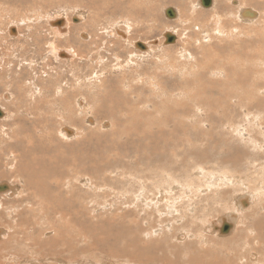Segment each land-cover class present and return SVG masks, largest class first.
<instances>
[{
	"label": "rangeland",
	"instance_id": "374dc122",
	"mask_svg": "<svg viewBox=\"0 0 264 264\" xmlns=\"http://www.w3.org/2000/svg\"><path fill=\"white\" fill-rule=\"evenodd\" d=\"M41 1L44 3V6H43V4H40V0H37L36 3H34V5L29 4V3H27L28 5L27 4H21L22 5L21 7H23V8L18 7V8L14 9V8L9 7V9L6 8V9H8L7 11L5 9V7H7V6L0 5V9L2 7H4V9H1L2 12L0 11V22L2 23V24L0 23V31H1L0 32V65L1 66L3 65L5 67V64H2V62H1L2 59H5V62H7V61L11 62V60L13 62V59H12L13 52H18V51L22 50V49L20 50V48H21L20 45L18 43H15L16 40H12V38L10 36L8 37V35H7L8 29L11 28V27H9V22L14 21L13 17H15L14 18L15 20L20 19V18H18L20 16V14H21V16L23 15L24 17L26 16L27 18H30V16H31L30 24L41 26L43 29V33L45 32L44 29L48 28L46 26L45 19H47L48 16H49L48 18H50L53 15H63V16L65 15V16H67V18L70 22V25L72 27L78 28V29L80 27V32L82 31L84 33H88L89 35L91 33H94L95 35H98V36H100L101 33L103 32L102 29H109V31L114 30V27L116 26L114 24H116V22L120 21V19L118 17L119 15L112 14L110 9H108V8L106 9V5H104L102 3L100 4V2L95 3L96 11L100 10L97 13V12H95V10L93 12L92 9H91L92 12H90L89 9L86 10L85 6L86 7L89 6V4L87 3L88 0L85 3H84V1H86V0H83V1L80 0L79 1L80 6H79L78 0H45V1L41 0ZM50 1H53V3ZM106 1L107 0H105V2ZM141 1L140 0H134L133 5H135V2H136V5H138L137 2H139V5H141L145 8H148V10H150L149 11L150 16H149V18H147V21L144 24L139 25V26H136V25L132 26L131 30L129 31L130 33H128V35H127L129 43L126 42L127 43L126 44L124 42L125 43L124 44L121 42L120 45L116 44V45H114V48H113L112 45H113L115 39H112L113 37L112 38L102 37L104 39V41L102 40V43L99 46L98 50L96 49V50L91 51L92 53L94 51H97L98 55L96 54V56L101 57V59H102L101 64L104 63L107 65L114 66V63H117V65L120 67V69H117V70L114 69L112 71V73L108 71L110 74L108 73V74L101 77L103 79V81L105 80L104 81L105 85H104V83L100 84L103 88H101V86L98 83H96L97 81L99 82V80H97L95 83H93L95 81V79L93 81V79H91L89 77L90 81L87 79L82 81L83 82L82 84H84L83 88H85V89L82 90L83 88H81V92L84 93L85 97H83V95H82L80 98H82L83 100H84V98L87 99L86 101H88V102L84 101V103H83V101L82 100L81 101L83 103V106L85 107V104H86V107H88V108H87V110L86 109L84 110L83 114H77L76 121L79 122L80 121L79 119L83 118L84 119L83 123L85 125L84 127H81L80 125H78V122L76 124H74V123H71V124L70 123H62V122H66V121L61 122L60 117H59L60 114L58 115L59 112L57 111L59 109V104H60V103L58 104L57 99L60 96L57 95L55 98V97H53V94L51 93L52 95L47 100L49 103L46 104L44 102V104H43L44 98L46 99V97H43V96H46L45 94H43V92L41 94L43 98L41 97V95H39V98L38 97L34 98V100L36 102L35 105H40L39 107H41V104H42V107L39 108L41 110H39V109L33 110L32 109L33 107L30 103L31 101H29V99L24 101L23 105H31L30 107L29 106L28 107L26 106V107L29 109L31 108V110H32L31 112L34 111L33 113H34V115L36 114L37 119L39 118L38 119L39 122L42 120L43 122L47 123L46 128L44 127L45 123L40 124L41 126L39 125L40 128L44 127L42 130H40V128H38V126L32 122H31V125L29 126L28 124H30V123L26 124L27 118L25 117L26 120L23 119L24 113H26L27 111H23V109H21L22 107L20 108L21 102L16 99L17 97L14 96L15 94H13V96L10 97L11 91H8L7 89H5L3 87V84H0V97L3 98L4 96H6V98L5 97L3 98L5 101L0 100V108H2V110H4V108H5L6 112L4 111V115L6 114V117L8 116L6 119H1L2 121L0 120V124L3 125L5 132L9 131L7 133L10 135H13V134H11L13 132H15V133L18 132V133H21V135H19L20 137H22V138L26 137L27 138V136L28 137L33 136V138L31 137L32 139H36L37 137L41 136L42 132H43V135L45 137L44 140L46 141V142L44 141L43 146L45 147V150L47 149L46 153H44L43 155H46V158L48 156H50L46 159L45 156L40 154L41 156L44 157V162L48 160L47 162L49 164L51 157L56 158V160L58 162L57 166H55L56 171L60 173V171H63L65 169V171H63V173L65 172V175L63 176L64 178L67 177V171L69 170V178L67 180H65L61 177L62 182H63V180L68 182L67 183L68 187H64L63 189L57 188L58 190L52 186V184L50 183L51 181H49V183H47L46 185L49 184L51 186V188H53L54 190L51 189L50 187L48 189H45L43 187L41 188L39 182L37 181L38 178L36 176L23 178L24 180H26L28 182V190L30 191V193L31 194L34 193V197L32 195L30 197V201H29L30 203L33 202V203H31V204H33V206H36V207H33V209L35 208L34 210L31 208L32 211L36 210L35 212L31 211L32 214H31L30 210H25L24 212L26 213V211H27V213H26V215H24L25 213L22 214L21 218L11 215L10 211H12V208L14 209V207H10L9 205H12V203H17L19 197L14 198L15 197L14 195H12L10 198L6 197L5 195L1 196V198H4V199L0 200V205H2L0 208V214H1L0 215V242H3V240L6 239V236L8 238H10V237H13V238H11V241L8 242V244H9L8 246H6L7 244L4 245L7 249L6 248L4 249V246H0V252H1L0 253V264H14V263L15 264H28V263L29 264H75V263L76 264H104V263L105 264H107V263L108 264H166L167 263L168 264L169 263L168 260H170L169 264H173V263L174 264H180V262H181V264H185V263L186 264H189V263L190 264H218V263L219 264H221V263L222 264H231V263H233V262H230V261L234 260L233 254L230 253L229 250H230V246L232 249L233 246L235 247L236 245L234 243L230 244L229 239L230 238L232 239L234 236L237 235V233H238L237 230L242 231V234L244 235V232H243L244 228L247 226V224L252 219V217L248 216V214L245 212H240V215L243 213L246 216V218L242 220V217L244 215H241V219H239L238 223L236 222V226H235L236 231H233V233L230 234L229 236L224 235V234H222L220 236L219 233L216 234V232H215V234H214V231H212V233H211V230H214V228L217 227L216 224L219 223V222L216 223V221H215L216 219L220 218L221 215H223V216H221V218L222 217L227 218L226 215L232 214V211L235 210L234 207L232 208V205L235 203L234 196H237V195L235 194V192L233 191L232 188L229 190V189L224 187L222 189V191L220 190V193H219L220 195H223V197L215 200L211 196L212 195L214 196V194H217L216 192L211 193L208 190L206 191L205 190L206 188H203L202 193L191 194L192 191L189 190V192H188V189L186 188L185 185L190 186V184H191L193 186L194 185L195 186L196 185L201 186L202 183L200 181L203 182V179H201V174H200L201 172L198 171V168H200V169L203 168V170L205 172L204 174H206V173L208 174V172H212V171L215 172L216 174L218 171H225V172H228L230 174H233V177H230V178H232V179L234 178L236 181L241 176L243 178L245 185L250 183V181L248 179L246 180V178H245V176L247 175L246 164H247V161L250 159V157L246 156L247 157L246 158L244 156L243 158L245 159V161L242 158L243 161L241 160L239 164H233L231 162H226L227 161L226 158L224 159L222 157L224 156V153H225V155L230 153V152H227V150L231 149L234 146L237 148H240V150H242V148H243L246 155L249 154V156H251L252 149H248L249 146L247 148L245 146L240 147L239 142L234 143V141L232 142L229 140H226L225 142L222 140L221 141L217 140V142H215L216 141L215 140V141H213L214 143L212 142V145H210L211 142H208V140H207V142H205L204 137L199 139L197 143H196V141H195V143L192 142L193 143L192 145H194V146H196L200 142V144H198L200 146L197 145L196 148L202 152L201 154L192 156L189 154V151H186V149L189 148V146H190L189 143H191V141H193L194 139H197V137H194V135H191V134H195V132L203 134L202 130H203V132L205 130H206L205 132H207L208 130L214 128L213 132L215 134L213 132H211V135H214L212 137H215L218 135H224L225 136V134H226V136H228L227 132L229 131V129L226 130V132H225V129H227V127H224V128L221 127L220 123L218 122V121H222L221 119H226V118L231 119L232 121L235 120V121H233L235 124H236V120L239 122L242 121L240 123L237 122L240 124L239 126H241L242 128L247 126L244 128V129H246V131H244V134L242 136H245L246 133L250 132L249 134H251L255 138V140L257 139V142L260 144L259 145L260 148H261V145H263L262 141H264V108H262V107H261V109L256 108L257 110L259 109V111H257L256 109H255L256 111L254 109L250 110L252 112L248 113V116H247L248 110L247 111L245 109L241 110L238 107H237L238 108L237 109L235 106L244 105V103H241L238 101V99L245 98L244 92L240 88H245L247 85H248L247 88H249L250 84L248 82H251V78L253 81L252 83L261 82L260 86L264 85V0H256V1L255 0H244V1L241 0L244 3H242L240 0L239 1L238 0H235V1L234 0H226V3L221 7V9L220 10L218 9L219 11H214V8L217 6V4L220 0H216V1L211 0L212 5H210L209 7H207V8L202 7L201 9L197 8V10H199V11L196 12L197 15H195L196 13L193 15L194 20L192 19L191 16H190L191 18L188 17L190 14L188 15V13L185 10L187 9L188 6L189 7L192 6V4L190 2L194 3L197 0H190V1H188L189 3H186L187 0L180 1L181 4L178 5V7H180L181 9H184L183 12H181V10H180V14L183 17L187 16L186 18H190V20L192 19L191 22L187 26H183L181 23L180 24L174 23V21L176 19L173 21H170L171 19L168 20L169 18L165 15L166 8L167 9L172 8L174 10L177 8L176 4L172 5L171 3H173V2H171L170 0H141ZM168 1H170V5H169ZM77 2H78V5H77ZM102 2L105 3L103 0H102ZM144 2H145V4H143ZM182 2L185 6L182 4ZM239 2H240V4H239ZM98 3L100 6L98 5ZM241 4H244V7H242L243 5H241ZM24 5H27V6H24ZM144 5H146L147 7ZM31 6H33V7L35 6V7L33 8ZM42 6L45 7V9ZM52 7H54V8H52ZM100 7H101V9H100ZM229 7L230 8L232 7V9H230ZM102 9L103 10L105 9L108 12H106L104 10L105 11L104 14L100 15V13H102L101 11H103ZM151 9L153 10V12L151 11ZM241 9H243V10H245V9L250 10L251 9L250 11H252L254 13L257 12L256 13L257 16L254 19H250L248 21L240 20L241 21L240 22L237 18V16H238L237 13L240 14ZM12 10L15 12L13 14L9 13ZM41 10H43L42 11L43 13H41ZM47 12H50L51 16ZM216 12L218 13V16L221 19V21L218 24L215 23L216 17L214 16V13H216ZM6 13L10 14V16L6 15ZM44 13L47 15H45ZM4 14H5V16H4ZM14 14H16V15H14ZM32 15L34 16V18ZM76 15H78L79 17L82 18V22L80 24H76L72 21V19L74 17H78ZM181 15H180V18L182 19L183 17ZM44 16H46V17H44ZM89 19L91 21L85 25V30H81L82 24L87 23ZM34 20H36L35 21L36 23L34 22ZM5 22H7L8 24ZM169 22L171 24L174 23L173 26H171L170 24H169L170 26L167 25V23H169ZM203 25H205V26H203ZM218 25H220V26H218ZM111 26H113V29ZM217 26H218V28H216ZM6 27H7V29H6ZM168 27H173V28H175V30H177V31H173L174 33L171 32L175 36L180 37L178 40H176L177 42L170 44V45H165V42H164L163 48L157 49V50H156V47H153V49H152L153 51L151 52L150 55L155 54V56L157 55L156 57L148 55V56H145L143 59L132 60V62H131V58H130L129 53L134 52L133 46H130L131 44H134L135 42H140V41H141V43L142 42L146 43V40H147V43L158 41L160 44H163V41H165V38L163 37V35H164V33L168 32V30H167ZM2 28H4L5 30ZM121 28H124V29L122 30ZM118 29L121 31H125V26L120 24ZM215 29H217V30H215ZM18 30H19V28H18ZM219 30L220 31L222 30L221 33ZM226 31H227V33L230 31L229 36L226 33ZM231 31H233V33H235V34H233ZM70 32L71 31H69V34L72 35ZM195 32H196V34H195ZM246 33H248V34H246ZM44 34H42L44 36V38L50 40V37H48V36L45 37L47 34H45V35ZM21 36H22V33L20 30L18 38L21 39L22 38ZM183 36H184V38H183ZM4 37H6V38H4ZM67 37L71 38L69 35ZM74 37H75V35H74ZM231 37H233V38H231ZM159 38H161V39L159 40ZM97 39H94V40L97 41ZM185 39H186L187 43L184 42ZM88 40L91 41V36H90V39H88ZM88 40H87V42H90ZM222 40L225 43H223ZM183 43H184V45H183ZM222 43H223V46L221 47ZM62 44H63V42H62ZM224 46L228 47V50ZM61 47L67 49V47H63V46H61ZM127 47H128V49H126ZM112 48H113V50H112L113 53H110L108 50H110ZM29 49H31V48H29ZM225 49L227 52L225 51ZM33 50L37 51V49H34V48H33ZM156 51L159 54H157ZM183 51H186L187 54L189 53L188 54L189 56L181 58V54L183 53ZM99 53H100V55H99ZM94 55L95 54H93L92 56L94 57ZM213 55H215V56H213ZM228 55L232 59H230L228 57ZM83 56H87V54L83 53ZM200 56H201V58H200ZM238 56H240V57H238ZM116 57H117L118 61H114L116 59ZM195 57H196V59H195ZM224 57H227V58H224ZM233 57H235L236 59ZM22 58H23V56H22ZM25 58H26V60L28 59L27 55L25 56ZM25 58H23V59H25ZM203 59H205V60H203ZM221 59H224V62ZM227 59H230V62ZM238 59H239V61H238ZM18 60H15V62H17V64H18V62H20V59H18ZM120 60L122 61V63ZM240 60L243 62H241ZM77 61H76V63L80 62L81 64L80 63L76 64L75 62H72V63H73V66L77 65L78 66L77 68H81L80 73H81L82 77L87 78L88 75L90 74V72L97 74L96 69L93 70V69L87 68V67H91V66H93L92 68H95V66H94L95 62H93L94 64L90 63V64H93L90 66L89 61H78V62ZM133 61H135V62L133 63ZM220 61H221V63L223 62L222 65H221ZM233 61L236 62V64ZM127 62H128V64H127ZM195 62H196V64H195ZM226 62L228 64V67L230 70H228ZM240 62L243 65L240 64L241 66H239L238 64ZM39 63H40V60H39V62L37 61L38 65H39ZM97 63H98V61H97ZM231 63H232V65H229ZM194 64L195 65L198 64L199 67H198V65H197V67L199 69ZM99 65H100V63L98 64V67L102 66V65H100V66ZM192 65L195 67V68L193 67L195 69V71L198 69L196 72L195 71L193 72V69L189 68V66L192 67ZM224 65L227 68H225ZM233 65H235V66H233ZM62 66H63V68H62ZM62 66H61L60 73H64L62 71H66V73H64L65 75L64 74L62 75L65 77H62L61 79H62V81H66L69 77L70 78L72 77V74H71L72 70L68 74L67 71L70 70L71 67L68 64L62 65ZM80 66H83V67H80ZM222 66L224 68H221ZM52 68L58 69L59 67L57 64L54 65V63H53ZM82 68H83V70H82ZM235 68H237V69H235ZM238 68L239 69L242 68V69L239 70ZM189 69L191 70V72L188 71ZM221 69H223V70L221 71ZM233 69H235L237 71L235 72V70H233ZM105 71H107V70L105 69ZM224 71L226 72V75H229V76L224 75L225 74ZM227 71L229 74L227 73ZM259 71H260V74H259ZM209 72L210 73L212 72L213 76ZM0 73H2V72L0 71ZM54 73L55 72H53V75H54ZM102 73L104 74V72H102ZM189 73H192V76H190ZM231 73H238V74H235L236 76L234 74H232L233 76H230ZM137 75H139V76H137ZM142 75H143L145 80L142 79L143 78ZM193 75L196 76L197 78L194 79ZM209 75H211V76H209ZM1 76L3 77V80L7 82V80H5L4 75H1ZM112 76H114L115 78L114 77L112 78ZM216 76H217V78H215ZM234 76L237 79L233 78ZM252 76L256 77V78L259 77V79H261V80L257 79V81H256V78H253ZM38 77L40 79L43 77L42 78L43 80L47 79V77H44V75H42V76L38 75L36 78H38ZM104 77H107V78H104ZM189 77H191L193 79L191 80ZM198 77H200V78H198ZM222 77H224V78H222ZM187 78H189L190 80ZM209 78H211V79H209ZM196 79H198V80H196ZM232 79H234V81ZM246 79L248 80V82ZM58 80L59 79H57V81ZM125 80H127L129 84ZM129 80H130V82H129ZM187 80L189 82H187ZM193 80H195V81H193ZM199 80H201V81H199ZM218 80H220V81L223 80V81L220 82ZM254 80H255V82H254ZM142 81H144L145 83L144 82L141 83ZM146 81H148L149 84ZM196 81H198L199 83L201 82L200 85ZM242 81L244 83H242ZM87 82H91L90 83L91 85L88 86ZM194 82H196L199 86H197L196 83H194ZM211 82H214V84H212ZM223 82H225V84ZM229 82H231V84ZM245 82L248 84L246 85ZM64 83L65 82H63V84L61 85L62 87L64 86ZM190 83L192 85H190ZM241 83L244 85H242ZM113 84H115L117 88H119V87L122 88L123 85L126 84V86H125L126 88L123 89V91H122V92H126V93H124V94H126L125 95L126 97H123L122 94L119 93V94H117V96L111 97L113 100L110 99L109 98L110 97L109 95L111 92L110 87ZM217 85H219L220 87L222 86V88H220ZM223 85H225L224 86L225 89H224ZM45 86H48V84L45 83ZM68 86L70 87V85H68ZM232 86H234V87H232ZM89 87H91V89ZM195 87L198 89L197 90L198 92L195 91V89H196ZM38 88H39V86H38ZM64 88L66 89V86H64ZM230 88H231V90H229ZM235 88H236V90H235ZM199 89L201 92L199 91ZM208 89L211 92H209ZM232 89L236 93L240 90L239 91L240 93L239 92L238 93L241 94L242 96L234 99L235 96H234ZM194 91L196 92V95H195ZM230 91H231V94H230ZM3 92H4V94H3ZM221 92L224 93L223 97H221V95H222ZM226 92L228 94H225ZM236 93H235V95H238V93L237 94ZM93 95H96V96H93ZM105 95H107V96H105ZM206 95H207V97H206ZM77 96L78 95H76V97ZM86 96L89 97V99ZM202 96H204V97H202ZM224 96L227 98H230V99L232 98L231 109L225 110L223 112L222 111H214V107H215V105H214L215 102H213L214 99L219 100L221 98V100L224 101V99H223ZM232 96H234V97H232ZM13 97H15V99H13ZM69 97H67V99L71 100V99H69ZM131 97H132V100H131ZM256 97L262 99L263 103L260 101V105L264 107V105H262V104H264V98H263L264 97V89L260 91V94H258L256 92ZM53 98L56 100L55 101L56 103L54 102ZM202 98L210 99L213 107L212 106L209 107L207 105L208 108L207 107H206V109L202 108V106L205 104L204 99L202 100ZM8 99L11 101H8ZM122 99H123V101H120ZM51 100L56 105L52 104ZM74 102L75 101H73L72 103H74ZM201 103H202V106H201ZM233 103L236 104V105L234 104V107H233ZM48 104H50V105H48ZM44 105L48 106V107H45ZM3 106H4V108H3ZM198 106L200 107V109L198 108ZM52 108H53V110H52ZM210 108H212V109H210ZM153 109H155V110H153ZM201 109H204V110L201 111ZM24 110H25V108H24ZM81 110H82V108H81ZM196 110H198V111H196ZM206 110H209L211 115ZM260 110H261V112H260ZM21 111H22V113H21ZM53 111H55V112H53ZM205 111L208 112L207 115H205L207 118L204 115H202L203 113L206 114ZM199 112H200V115H199ZM245 112H246V114H245ZM9 115H10V117H9ZM54 115H55V117H54ZM197 115H199L201 118ZM243 115H245V116H243ZM11 116H12V118H11ZM57 116L59 117V119H57L58 118ZM11 119H12V121H11ZM47 119H49V121ZM86 119L87 120L90 119V120L87 122ZM250 120H252V121H250ZM3 121H5V122H3ZM85 121H86V123H85ZM243 121H244V123H243ZM17 122H18V124L21 122L23 125L21 123L18 125ZM252 122L256 125H254ZM40 123H42V122H40ZM195 123L197 124V126L195 125ZM246 123H248V124H246ZM34 125H36V126H34ZM16 126L20 127L21 130L18 128V130H20V132L16 131V128H17ZM67 127L71 131H73V130L74 131H73L71 136L69 135L70 139L65 140V139H62L61 137H59L57 135V131H60L62 128H67ZM193 127H194V131H193ZM209 127H210V129H209ZM27 128L30 132L27 130ZM32 128H33V130H32ZM34 128H36V129H34ZM242 128H241V130H242ZM10 129L13 132H10ZM45 129H46V131L44 132L43 130H45ZM216 129H218L219 131H222V130L223 131L221 133L219 131H217V133H218V135H217V133L215 132ZM47 131H48V133H46ZM31 132L32 133L34 132V134H31ZM157 133H159V134H157ZM22 134H24V135L26 134L25 137ZM34 135H36V136H34ZM246 138H247V136H245V139ZM54 144H55V146H54ZM56 144H58V146ZM75 145L76 146L82 145L79 148V149H81L80 150L81 157L77 159V161H78L77 163L79 166L78 165L71 166V162L69 161V158L72 157L70 149L74 151ZM225 146H227V147H225ZM20 148L21 149L20 150L17 149L18 151L15 153L20 154L21 150H23V148H25V147H24V145H22ZM263 149H264V147H263ZM263 149H262V151H264ZM248 150H250V151H248ZM51 151H53V152H51ZM260 151H261V149L260 150L259 149L254 150V153L252 151V154L260 156L259 155ZM209 154H211V155H209ZM40 155H38V156H40ZM62 155L63 156L65 155V158L63 157V159L66 162V164H63V165L59 162L62 159V157H61ZM207 155H209V156L207 157ZM173 156L174 157L176 156V157L174 158ZM203 156H204V158H203ZM5 157H7V156H1L0 155V159H2V160H0V174H1L0 185L9 184V185H11L12 188L13 187L15 188V192L18 191L17 194L21 193L22 195H24L25 192H23V180H21L20 178H16V180H15V178H13V177H15V175L13 174L14 172H12L10 170L11 169L10 166H15V165H14V163H13V165L9 164V162L11 161L10 160L11 158H9V157L5 158ZM189 157L191 159H194V160H191ZM209 157H210V159H208ZM8 159H9V161H7L5 163V161ZM202 159H204V160H202ZM213 160H215V163ZM28 163H30V162H28ZM65 165H66V167H65ZM255 166H256V168H255ZM9 167H10V169H9ZM161 167H163V168H161ZM195 167H197V168H195ZM260 168H261L260 166H257V164H255L254 167L248 171V172L252 171V173H253L252 179L256 180L258 177L261 176V174H259V173L261 172L262 168L261 169ZM49 169H50V164H49ZM10 171L12 173H10ZM257 171H259V172H257ZM74 173H76V176H78L77 182L75 181L76 177L75 178L73 177ZM254 173L256 175H254ZM257 173H258V175H257ZM60 174L62 175V173H60ZM55 175H56V173H55ZM4 177H6V178H4ZM199 177H200V179H198ZM248 178L250 179L251 177H248ZM6 179L8 181H6ZM234 179H233V181H234ZM252 179H251V183H250L251 185L250 184L246 185L247 190H248L247 187H249V190L254 189V183L252 182ZM57 180H59V177L56 178V181ZM11 181H12V183H11ZM15 181H18L19 183L15 182ZM85 181H87V182H85ZM88 181L90 184H87ZM247 181H248V183H247ZM8 182H10V183H8ZM13 182H14V184H13ZM17 183H18V185H17ZM73 185H74V187H73ZM158 186L163 187L164 190H162V192L166 191L161 196V197H165L164 200L160 199L161 197L158 198L160 196V194H157ZM251 186H253V188ZM34 188H35V190H34ZM186 191H187V193H186ZM37 192H39V193H37ZM3 193L0 192V194H2V195H3ZM165 193H167V194H165ZM49 194H50V196H49ZM43 195L47 198H45ZM61 195H63V196H61ZM42 196H43V198H42ZM205 196H208L207 198H209L210 200L206 202L204 200V199H206V198H204ZM54 197L56 199L58 198L59 200H56ZM232 198H233V200H232ZM47 199H49V200H47ZM157 199H159L160 201ZM54 200L57 201V203ZM81 201H82V204H81ZM37 202L38 203L44 202V203H42L43 204L42 205V204H38ZM205 202L207 204H209V208L212 207V210H211L212 212L208 211V214H206L203 211V207H204V205H206ZM213 202H216V204L214 203L215 205H213ZM34 203L35 204L37 203L38 206H37V204L35 205ZM45 204H47V205H45ZM49 204H50V206H49ZM159 205L162 207H164V205H165L166 207L162 208L161 210H159L157 212V206H159ZM172 205H175V206L173 208H170ZM42 206H43V209H45V212L42 209ZM75 206H78V207H75ZM52 207L55 208V210H51V209H53ZM9 208H11V209L9 210ZM72 208H73V210H72ZM38 209H40L39 211H41V212L43 210L44 214L45 213L46 214L45 215L42 214L43 212L40 214ZM59 209H61V210H59ZM194 209H196V211H194ZM251 209H252V207L248 208L246 210V212L249 210L248 211V213H249ZM201 212H203L204 214ZM53 213H55V214H53ZM58 213H60L61 215ZM235 215H236V213H235ZM25 216H26V218L23 219ZM27 216H28V218H27ZM40 216H41V218H40ZM13 217H15V218H13ZM35 217H38V218H35ZM191 217H193V220ZM197 218H198V220H197ZM13 219H15V220H13ZM28 219H31V220H28ZM25 220L28 221V222L26 221L27 224H26V222L24 224ZM70 220L73 222H71ZM87 221L89 222V224L87 223ZM18 222H20L19 225H21V226L17 225ZM36 222H39L41 224H37L38 225L37 226ZM212 222H214L216 226ZM239 222L241 225L239 224ZM211 224L213 227L211 226ZM13 225H17V227L13 226ZM80 225H82V226H80ZM87 226H88V228H86ZM20 227H21V229H20ZM211 227H212V229H211ZM89 228H91L90 229L91 232H90ZM13 229H14V232L16 231L15 232L16 234L13 232ZM24 230H26V231H24ZM74 230L76 232H78V233H76L77 236L80 234H81V236H78L77 238H75L74 236H71V234H72L71 232H73ZM87 230H89V231H87ZM22 231H24L26 234L23 235L24 232L22 233ZM245 232L247 233L248 236H249V234L251 235L250 232H249V234L247 231H245ZM47 233H48V235H47ZM64 233H66V234H64ZM3 234H4V236H3ZM7 234H10V235L8 236ZM11 234H12V236H11ZM31 234L33 235L32 238H31ZM182 234H183V236H182ZM184 234H186V236ZM188 234H191L192 236L191 235L189 236ZM17 235H19L20 237ZM63 235H64L65 239L67 240V242H66V240H63L64 239ZM178 235L180 237H183L184 239L177 237ZM217 235H218V237H217ZM16 236H17V239H16ZM85 236H86V238H84ZM59 237H61V238H59ZM80 237H81V239H80L79 243H76V242H78ZM169 237L171 239H169ZM189 237H191V240L188 239ZM20 238H22V240H20ZM28 238L31 240H29ZM82 238H84V239L82 240ZM14 239H16L17 241ZM33 239H34V241H32ZM36 239H37V243L35 242ZM57 240H59V241L57 242ZM62 240H63V242H61ZM165 240H167V241H165ZM169 240H171V241H169ZM242 240H244V238H242ZM71 241H75V242L71 243ZM28 243H30L31 245ZM66 243L68 246L66 245ZM169 243L171 246L169 245ZM33 244H35V246ZM36 244H38V245L36 246ZM70 244H72L73 246L71 247ZM165 244H166V248H165ZM11 245H12V247H11ZM168 245H169V248H168ZM79 246H81L80 247L81 251L79 249ZM218 246H220L222 249ZM223 246H225V247H223ZM75 248H77L76 249L77 253H76ZM60 249H61V251H63L62 252L63 255L62 254H61L62 256L60 255L62 258L59 257V254H58L59 252L61 253ZM69 249H71V250H69ZM72 249H73V251H72ZM181 249H183V250L180 251ZM38 250H43V251L38 252ZM44 250L46 251V253H44ZM89 250H90V252H89ZM161 250L165 251V253L162 252ZM217 250H219V251H217ZM2 251H4V252L2 253ZM14 251H17V252L14 253ZM67 251H68V253H67ZM87 251L89 254L87 253ZM54 253H56V254H54ZM8 254H9V256H8ZM17 254H18V256H17ZM48 254H49V256H48ZM223 255H224V257H223ZM228 255H229V257H227ZM13 256H14V258H13ZM36 256L38 259L36 258ZM167 256H169V259H167L168 258ZM250 256H251L250 258H252L254 256V254L251 253ZM28 257H31V258L28 259ZM9 258L11 259V261ZM50 259H53V260H50ZM223 259H224V261H223ZM219 260L221 263L219 262ZM5 261H8L9 263H5ZM61 261H62V263H61ZM10 262H12V263H10ZM243 263L249 264L246 262V260ZM233 264H242V263H235L234 262Z\"/></svg>",
	"mask_w": 264,
	"mask_h": 264
},
{
	"label": "bare ground",
	"instance_id": "6f19581e",
	"mask_svg": "<svg viewBox=\"0 0 264 264\" xmlns=\"http://www.w3.org/2000/svg\"><path fill=\"white\" fill-rule=\"evenodd\" d=\"M36 1L37 0H0V5H4V6H7V7H5V9L6 8H8L9 9V7L10 8H18V7H20V8H23V7H21L22 5L21 4H27V3H29V4H33L34 5V3H36ZM43 1H45V0H43ZM80 0H78V2H79ZM83 1V0H82ZM81 1V2H82ZM104 2H105V0H103ZM133 1L134 0H107L105 3H103L102 2V0H88V2H87V0L86 1H84V3L85 2H87L88 4H89V6L88 7H86L85 5V8H86V10L87 9H89L90 10V12H94V10H95V12H97L98 13V11H100V10H97L96 11V5H95V3H97V2H100V4L102 3V4H104V5H106V9L108 8V9H110V11H111V13L112 14H114V15H119L118 17H119V19H120V21L119 22H116V24H114V25H116L115 27H114V30H112V31H109V29H102L103 30V32L101 33V35L100 36H98V35H95L94 33H91L90 35L88 34V33H84V32H80V27H79V29L78 28H74V27H72L71 25H70V22H69V20H68V18H67V16H63V15H53L52 17H50V18H48L47 17V19H45V22H46V26L48 27L47 29H44L45 30V34H47L45 37H50V40H48V39H46V38H44V36L42 35V34H44L43 33V29H42V27L41 26H37V25H32V24H30V21H31V16H30V18H27L26 16L24 17L23 15V17L21 16V14H20V16L18 17V18H20V19H17V20H15L14 18L15 17H13V20L14 21H11V22H9V27H11L10 29H8V33H7V35H8V37L10 36L11 38H12V40H16V42L15 43H18L19 45H20V50L21 51H18V52H13V56H12V59H13V62H12V60H11V62L10 61H7V62H5V59H2L1 60V62H2V64H5V67L2 65H0V71L2 72V73H0V84H3V87L5 88V89H7L8 91H11V93H10V97L11 96H13V94H15L14 96L15 97H17L16 99L17 100H19L20 102H21V105H20V108L21 109H23V111H27L26 113H24V116H23V119H25L26 120V118H27V123L26 124H28V123H30V124H28L29 126L31 125V122L32 123H35L37 126H38V128H40V124H43V123H45V122H43L42 120L40 121V122H42V123H40L39 122V118L37 119V116H36V114L34 115V111L33 112H31L32 110H31V108L29 109V108H27L28 106L30 107L31 105H32V109L33 110H36V109H39V108H41L42 107V104H41V107H39L40 105H35V100H34V98L35 97H38L39 98V95H41L42 94V92H43V94H45L46 96H43V97H46V99L44 98V100H43V104H44V102L47 104V103H49L47 100L50 98V96L53 94V97H55L56 98V96L58 95V96H60V97H58V99H57V102H58V104H59V109L57 110L59 113H58V115H59V117H60V120H61V122L62 121H66V122H62V123H74V124H76L78 121H76V118H77V114H83V112H84V110L86 109L87 110V108L88 107H86V104H85V107L83 106V103H84V101H86L87 99L86 98H84V100L82 99V98H80L82 95H83V97H85L84 96V93L83 92H81V88H83V85L84 84H82L83 82V80H89L90 81V78L91 79H93V81H94V79H95V81L93 82V83H95L97 80H99V82L97 81L96 83H98L99 85L100 84H103L104 83V81H103V79L101 78L102 76H104V75H106V74H108L109 72H111L112 73V71L114 70V69H120V67L117 65V63H114V66H111V65H107V64H101V57H97L96 56V54H97V51H94L93 53L91 52L92 50H98V48H99V46L101 45V43H102V40L104 41V39L102 38V37H105V38H112V39H115V41H114V43H113V45H112V47L114 48V45H120L121 44V42L122 43H129L128 42V38H127V35H128V33H130L129 31L131 30V28H132V26H139V25H142V24H144L146 21H147V18H149V16H150V14H149V11L150 10H148V8H145V7H143V6H141V5H139V2H137L138 3V5H136V2H135V5H133ZM141 1V0H140ZM171 2H173V3H171L172 5H174V4H176V7L178 8H176L175 10L174 9H170V11L173 13V17L171 18V20L170 19H168V20H170V21H173V20H175L174 21V23H178V24H182L183 26H187L190 22H191V20L193 19L194 20V18H193V15L196 13V12H198L199 10H197V8L199 9H201L203 6L201 5V0H197L196 2H190L191 4H192V6L191 7H189L186 3H189L188 1H190V0H187L186 1V5L188 6L187 7V9L185 10L187 13H188V17H192V19L190 20V18H186L187 16H185V17H183L181 14H180V10H181V12H183L184 11V9H181L180 7H178V5H180L181 3H180V1H183V0H170ZM170 1H168V3H169V5H170ZM216 1V0H215ZM235 1V0H234ZM233 1V2H234ZM239 1V0H238ZM241 1V0H240ZM244 1V0H243ZM243 1H241L242 3H244ZM256 1V0H255ZM42 1L40 0V4H43V6H44V3L42 2ZM50 2H52L53 3V1H50ZM55 2V1H54ZM64 2V1H63ZM78 2H77V5H78ZM142 2V1H141ZM155 2V1H154ZM162 2V1H161ZM210 2H211V0H210ZM226 3V0H220L219 2H218V4H217V6L214 8V11H219L220 9H221V7L224 5ZM51 4V3H50ZM143 4H145V2L143 3ZM150 4V3H149ZM162 4V3H161ZM182 4H183V2H182ZM235 4V3H234ZM239 4H240V2H239ZM238 4V5H239ZM28 5V4H27ZM27 5H24V6H27ZM98 5H99V3H98ZM184 5V4H183ZM190 5V4H189ZM210 5H212V3H210ZM241 5H243L242 7H244V4H241ZM251 5V4H250ZM30 6V5H29ZM28 6V7H29ZM42 6V7H43ZM46 6V5H45ZM54 6V5H53ZM79 6H80V2H79ZM100 6V5H99ZM144 6H146V5H144ZM152 6V5H151ZM182 6V5H181ZM185 6V5H184ZM194 6V7H193ZM240 6V5H239ZM31 7H33V6H31ZM30 7V8H31ZM35 7V6H34ZM33 7V8H34ZM77 7V6H76ZM98 7V6H97ZM103 7V6H102ZM147 7V6H146ZM220 7V8H219ZM44 9H45V7H43ZM49 8V7H48ZM52 8H54V7H52ZM105 8V7H104ZM144 8V9H143ZM153 8V7H152ZM230 8V7H229ZM236 8V7H235ZM234 8V9H235ZM239 8V7H238ZM237 8V9H238ZM250 8V7H249ZM1 9H4V7H2ZM0 9V11L2 12V10ZM8 9H6V11L8 10ZM28 9V8H27ZM41 9V8H40ZM84 9V8H83ZM91 9H92V11H91ZM100 9H101V7H100ZM219 9V10H218ZM230 9H232V7L230 8ZM32 10V9H31ZM36 10V9H35ZM39 10V9H38ZM58 10V9H57ZM103 10V9H102ZM105 10V9H104ZM101 11L102 13H100V15H102V14H104V12L106 11V12H108L107 10H105V11ZM166 10H167V8H166ZM236 10V9H235ZM251 10V9H250ZM250 10H243V9H241L240 10V14L239 13H237V18H238V20L240 21V20H242V21H248V20H250V19H254L256 16H257V12H252V11H250ZM43 10H41V13H43L42 12ZM70 11V10H69ZM151 11L153 12V10L151 9ZM233 11V10H232ZM4 12V11H3ZM15 11H11V12H9V13H14ZM18 12V11H17ZM29 12V11H28ZM71 12V11H70ZM74 12V11H73ZM87 12V11H86ZM179 12V13H178ZM222 12V11H221ZM236 12V11H235ZM49 15H50V12H47ZM45 14V13H44ZM89 14V13H88ZM6 15H9L10 16V14H7L6 13ZM14 15H16V14H14ZM45 15H47V14H45ZM73 15V14H72ZM180 15L183 17L182 19L180 18ZM195 15H197V13L195 14ZM4 16H5V14H4ZM33 16V15H32ZM51 16V15H50ZM74 16V15H73ZM76 16H78V15H76ZM214 16L216 17V19H215V23H219L220 21H221V19H220V17L218 16V13L216 12V13H214ZM44 17H46V16H44ZM11 18V17H10ZM33 18H34V16H33ZM106 18V17H105ZM110 18V17H109ZM6 19V18H5ZM4 19V20H5ZM42 19V18H41ZM74 20H75V22L74 23H76V24H80L81 22H82V18L81 17H74L73 18ZM73 19H72V21H73ZM181 19V20H180ZM118 20V19H117ZM36 20H34V22H35ZM44 21V20H43ZM91 20L89 19L88 20V22L87 23H84V24H82V27H81V30H85V25L86 24H88L89 22H90ZM212 22V21H211ZM241 22V21H240ZM253 22V21H252ZM1 23V22H0ZM5 23H7V22H5ZM4 23V24H5ZM36 23V22H35ZM173 23V24H174ZM2 24V23H1ZM8 24V23H7ZM43 24V23H42ZM120 24H122V25H124L125 26V31H121V30H119L118 28H119V25ZM171 25V26H173V24H171L170 22L169 23H167V25ZM205 24V23H204ZM113 25V24H112ZM113 25V26H114ZM169 25V26H170ZM202 25V24H201ZM216 25V24H215ZM113 26H111L112 27V29H113ZM144 26V25H143ZM203 26H205V25H203ZM218 26H220V25H218ZM218 26L216 27V28H218ZM234 26V25H233ZM110 27V28H111ZM121 27V26H120ZM201 27V26H200ZM18 28H19V30H18ZM106 28V27H105ZM207 28V27H206ZM222 28V27H221ZM2 29H4V28H2ZM6 29H7V27H6ZM42 29V30H41ZM122 30L124 29V28H121ZM224 29V28H223ZM222 29V30H223ZM227 29V28H226ZM233 29V28H232ZM236 29V28H235ZM5 30V29H4ZM3 30V31H4ZM21 30V33H22V38L21 39H19L18 37H19V31ZM167 30H168V32L167 33H164V35L165 34H168V35H171L172 37H174L175 38V40H174V43L175 42H177L176 40H178L180 37H177V36H175L173 33V31H177V30H175V28H173V27H168L167 28ZM200 30V29H199ZM214 30V29H213ZM215 30H217V29H215ZM221 30V31H222ZM225 30V29H224ZM69 31H71L70 33L72 34V35H70L69 34ZM109 31V32H108ZM201 31V30H200ZM220 31V30H219ZM221 31H220V33H221ZM1 32V31H0ZM166 32V31H165ZM171 32H173V33H171ZM208 32V31H207ZM206 32V33H207ZM215 32V31H214ZM230 32V31H229ZM229 32L227 33V31H226V33L228 34V36H229ZM232 33H233V31H231ZM138 33V32H137ZM225 33V32H224ZM241 33V32H240ZM4 34V33H3ZM44 34V35H45ZM100 34V33H99ZM195 34H196V32H195ZM223 34V33H222ZM233 34H235V33H233ZM246 34H248V33H246ZM6 35V36H7ZM70 36L71 38H68L67 36ZM74 35H75V37H74ZM164 35H163V37H164ZM2 36V35H1ZM90 36H91V41L90 40H88V39H90ZM234 36V35H233ZM200 37V36H199ZM4 38H6V37H4ZM98 38V39H97ZM127 38V39H126ZM183 38H184V36H183ZM217 38V37H216ZM231 38H233V37H231ZM257 38V37H256ZM259 38V37H258ZM2 39V38H1ZM94 39H97V41H95ZM111 39V40H112ZM161 38H159V40H160ZM218 39V38H217ZM87 40L88 41H90V42H87ZM61 41V42H60ZM138 41V40H137ZM151 41V40H150ZM162 41V40H161ZM160 41V42H161ZM223 41V40H222ZM221 41V42H222ZM62 42H63V44H62ZM149 42V41H148ZM158 41H154V42H149V43H147V40H146V43L145 42H142L141 43V41L140 42H135L134 44H131L130 46H133V50H134V52H130L129 53V55H130V58H131V62H132V60H139V59H143L145 56H148V55H150L151 54V52L153 51L152 49H153V47H156V50L157 49H161V48H163V46H164V42L165 41H163V44H160L159 42L157 43ZM185 43H187V41H186V39H185V41H184ZM228 42V41H227ZM10 43V42H9ZM124 43V44H125ZM126 43V44H127ZM223 43H225L224 41H223ZM223 43H222V45H221V47L223 46ZM17 44V45H18ZM61 44V45H60ZM204 44V43H203ZM232 44V43H231ZM262 44V43H261ZM183 45H184V43H183ZM187 45V44H186ZM200 45V44H199ZM198 45V46H199ZM260 45V44H259ZM61 46H63V47H67V49L66 48H62ZM128 46V45H127ZM204 46V45H203ZM225 47V46H224ZM234 47V46H233ZM7 48V47H6ZM29 48H31V49H28ZM33 48L34 49H37V51L36 50H33ZM113 48L112 49H110V50H108L110 53H113ZM196 48V47H195ZM225 48H227V50H228V47H225ZM235 48V47H234ZM11 49V48H10ZM126 49H128V47L126 48ZM139 49V50H138ZM8 50V49H7ZM28 50V51H27ZM132 50V51H133ZM243 50V49H242ZM112 51V52H111ZM197 51V50H196ZM225 51H226V49H225ZM236 51V50H235ZM256 51V50H255ZM7 52V51H6ZM157 52V51H156ZM227 52V51H226ZM83 53H86L87 54V56H83ZM155 53V52H154ZM225 53V52H224ZM93 54H95L94 55V57L92 56ZM157 54H159L158 52H157ZM189 54V53H188ZM187 53H186V51H183V53L181 54V58H184V57H187V56H189ZM202 54V53H201ZM200 54V55H201ZM207 54V53H206ZM5 55V54H4ZM27 55V60H26V58H25V56ZM85 55V54H84ZM98 55V54H97ZM99 55H100V53H99ZM111 55V54H110ZM22 56H23V58H25V59H23L22 58ZM102 56V55H101ZM150 56H153V57H156L155 56V54L153 55H150ZM213 56H215V55H213ZM244 56V55H243ZM207 57V56H206ZM228 57H229V55H228ZM238 57H240V56H238ZM6 58V57H5ZM90 58V59H89ZM120 58V57H119ZM123 58V57H122ZM150 58V57H149ZM199 58V57H198ZM200 58H201V56H200ZM208 58V57H207ZM224 58H227V57H224ZM230 58V57H229ZM233 58H235V57H233ZM18 59H20V62H18V64H17V62H15V60H18ZM121 59V58H120ZM189 59V58H188ZM187 59V60H188ZM194 59V58H193ZM195 59H196V57H195ZM217 59V58H216ZM230 59H232V58H230ZM230 59H227V60H229V62H230ZM236 59V58H235ZM39 60H40V63H39V65L37 64V61L39 62ZM89 61V64L90 63H93V62H95V64H94V66H95V68H92L93 66H91V65H93V64H90V66L91 67H87L88 69L90 68V69H93V70H97V74H94L93 72H90V74L88 75V77L87 78H84V77H82V75H81V68H77L78 66L77 65H75V66H73V63L72 62H75L76 63V61ZM125 60V59H124ZM184 60V59H183ZM203 60H205V59H203ZM211 60V59H210ZM221 60H223V62H224V59H221ZM226 60V61H227ZM19 61V60H18ZM77 61V62H78ZM97 61H98V63H97ZM109 61V60H108ZM114 61H118V59H117V57H116V59L114 60ZM121 61V60H120ZM144 61V60H143ZM195 61V60H194ZM208 61V60H207ZM236 61V60H235ZM238 61H239V59H238ZM241 61V60H240ZM126 62V61H125ZM130 62V63H131ZM135 61H133V63H134ZM188 62V61H187ZM222 62V63H223ZM228 62V61H227ZM227 62H226V64H227ZM232 62V61H231ZM234 62V61H233ZM241 62H243V61H241ZM239 63L238 65L239 66H241V65H243L242 63ZM53 63H54V65L55 64H57L58 65V69L57 68H52L53 67ZM80 62H78V63H76V64H79ZM88 63V62H87ZM100 63V65H102V66H100V67H98V64ZM121 63H122V61H121ZM198 63V62H197ZM200 63V62H199ZM220 63H221V61H220ZM222 63H221V65H222ZM235 64H236V62H234ZM69 65L71 68H70V70H68L67 72H68V74L70 73V71H71V74H72V77L70 78L69 76V78L66 80V81H62V77H65V76H62L64 73H66V71H62V72H64V73H60V71H61V66L62 65ZM81 64V63H80ZM84 64V63H83ZM127 64H128V62H127ZM126 64V65H127ZM192 64V63H191ZM195 64H196V62H195ZM194 64V65H195ZM203 64V63H202ZM241 64V65H240ZM38 65V66H37ZM52 65V66H51ZM125 65V64H124ZM133 65V64H132ZM198 65V64H197ZM197 65H195L196 67H197ZM205 65V64H204ZM214 65V64H213ZM229 65H232V63L231 64H229ZM253 65V64H252ZM8 66V67H7ZM121 66V65H120ZM168 66V65H167ZM180 66V65H179ZM183 66V65H182ZM202 66V65H201ZM225 66V65H224ZM233 66H235V65H233ZM80 67H83V66H80ZM184 67V66H183ZM182 67V68H183ZM194 66L192 65V67L191 66H189V68H191V69H193V72L195 71V67L193 68ZM198 67H199V65H198ZM197 67V68H198ZM227 67H228V64H227ZM226 66H225V68H227ZM238 67V66H237ZM62 68H63V66H62ZM171 68V67H170ZM196 68V69H197ZM204 68V67H203ZM208 68V67H207ZM215 68V67H214ZM221 68H224L223 66L221 67ZM243 68V67H242ZM242 68H240V69H242ZM47 69V70H46ZM67 69V68H66ZM105 69L107 70V71H105ZM169 69V68H168ZM199 69V68H198ZM197 69V70H198ZM219 69V68H218ZM235 69H237V68H235ZM235 69H233V70H235ZM239 69V68H238ZM239 69V70H240ZM259 69V68H258ZM257 69V70H258ZM76 70V71H75ZM82 70H83V68H82ZM196 70V71H197ZM223 69H221V71H222ZM228 70H230L229 69V67H228ZM59 71V72H58ZM109 71V72H108ZM188 71H190L191 72V70L189 69ZM195 71V72H196ZM219 71V70H218ZM237 70H235V72H236ZM53 72H55L54 73V75H53ZM102 72H104V74L102 73ZM181 72V71H180ZM179 72V73H180ZM225 72V71H224ZM232 72V71H231ZM39 73V74H38ZM114 73V72H113ZM210 73V72H209ZM223 73V72H222ZM227 73H228V71H227ZM239 73V72H238ZM238 73H231V75L230 76H233L232 74H238ZM258 73V72H257ZM110 74V73H109ZM202 74V73H201ZM211 75H212V72L210 73ZM215 74V73H214ZM229 74V73H228ZM259 74H260V71H259ZM1 75H4V77H5V80H7V82L6 81H4L3 80V77L1 76ZM38 75H40V76H42V75H44V77H47V79L46 80H43L42 78L40 79L39 77L38 78H36ZM65 75V74H64ZM112 75V74H111ZM114 75V74H113ZM189 75L190 76H192V73H189ZM203 75V74H202ZM211 75H209V76H211ZM224 75H226V72H225V74ZM257 75V74H256ZM118 76V75H117ZM137 76H139V75H137ZM194 76V75H193ZM213 76V75H212ZM219 76V75H218ZM226 76H229V75H226ZM236 76V75H235ZM235 76L233 77V78H235ZM90 77V78H89ZM114 76H112V78H113ZM142 77H143V75H142ZM253 77V76H252ZM89 78V79H88ZM104 78H107V77H104ZM111 78V79H112ZM115 78V77H114ZM147 78V77H146ZM191 80L193 79V78H191V77H189ZM189 78H187V79H189ZM195 78H197L196 76H194V79ZM198 78H200V77H198ZM213 78V77H212ZM215 78H217V76L215 77ZM222 78H224V77H222ZM226 78V77H225ZM228 78V77H227ZM231 78V77H230ZM251 78V77H250ZM253 78H256V77H253ZM40 79V80H39ZM57 79H59L58 81H57ZM102 79V80H101ZM131 79V78H130ZM135 79V78H134ZM142 79H144V77L142 78ZM150 79V78H149ZM189 79V80H190ZM209 79H211V78H209ZM235 79H237V78H235ZM249 79V78H248ZM257 79H259V77L258 78H256V81H257ZM118 80V79H117ZM138 80V79H137ZM136 80V81H137ZM145 80V79H144ZM147 80V79H146ZM152 80V79H151ZM196 80H198V79H196ZM233 81H234V79H232ZM247 80V79H246ZM259 80H261V79H259ZM4 81V82H3ZM19 81V82H18ZM125 81H127V80H125ZM133 81V80H132ZM193 81H195V80H193ZM199 81H201V80H199ZM218 81H220V80H218ZM223 81V80H222ZM222 81H220V82H222ZM228 81V80H227ZM230 81V80H229ZM239 81V80H238ZM244 81V80H243ZM242 81V83H244ZM250 81V80H249ZM16 82V83H15ZM63 82H65L64 83V86H66V89L64 88V86L62 87L61 85L63 84ZM85 82V81H84ZM129 82H130V80H129ZM144 81H142L141 83H143ZM147 83H148V81H146ZM152 82V81H151ZM187 82H189L188 80H187ZM197 83H199L198 81H196ZM196 82H194V83H196ZM226 82V81H225ZM225 82H223L224 84H225ZM232 82V81H231ZM231 82H229L230 84H231ZM236 82V81H235ZM247 82H248V80H247ZM253 81H252V78H251V82H248L249 84H250V86H249V88H247V84L248 83H246V87L245 88H240L243 92H244V95H245V98H242V99H238V101L239 102H241V103H244V105H237V106H235L236 108L238 107V108H240L241 110L242 109H245L246 111H247V116H248V113H251L252 111H250V110H255L256 108H259V109H261V107L262 108H264L263 106H261L260 105V101L262 102V99H260V98H258V97H256V92L258 93V94H260V91L261 90H263L264 89V85H261L260 86V84H261V82H259V83H256L255 82V80H254V82L255 83H252ZM45 83H47L48 84V86H45ZM91 82H87V84H88V86L89 85H91L90 84ZM92 83V84H93ZM127 83H128V81H127ZM126 83V84H127ZM145 83V82H144ZM192 83V82H191ZM190 83V85H192ZM196 83V85L197 86H199L200 85V83H199V85ZM210 83V82H209ZM212 84H214V82H211ZM218 83V82H217ZM216 83V84H217ZM241 83V84H242ZM74 86H73V85ZM86 84V83H85ZM119 84V83H118ZM122 84V83H121ZM126 84H124L123 85V87L122 88H117L116 87V85L115 84H113L111 87H110V99H112L111 97H115V96H117V94H122V96L123 97H126L125 95L126 94H124V93H126V92H122L123 91V89H125L126 87ZM129 84V83H128ZM131 84V83H130ZM149 84V83H148ZM221 84V83H220ZM227 84V83H226ZM229 84V85H230ZM259 84V85H258ZM42 85V86H41ZM68 85H70V87L72 88H70ZM96 85V84H95ZM104 85H105V83H104ZM147 85V84H146ZM188 85V84H187ZM211 85V84H210ZM242 85H244V84H242ZM38 86H39V88H38ZM101 86V85H100ZM155 86V85H154ZM195 86V85H194ZM217 86H219V85H217ZM225 85H223V87H224ZM146 87V86H145ZM208 87V86H207ZM220 87V86H219ZM228 87V86H227ZM232 87H234V86H232ZM90 89H91V87H89ZM101 88H103L102 86H101ZM196 88V87H195ZM220 88H222V86L220 87ZM85 88H83L82 90H84ZM89 89V90H90ZM224 89H225V87H224ZM132 90V89H131ZM198 89L196 88L195 89V91L196 92H198L197 91ZM209 90V89H208ZM219 90V89H218ZM229 90H231V88L229 89ZM235 90H236V88H235ZM5 91V90H4ZM109 91V90H108ZM153 91V90H152ZM178 91V90H177ZM193 91V90H192ZM194 91V92H195ZM199 91H200V89H199ZM226 91V90H225ZM232 91H233V89H232ZM240 91V90H239ZM238 91V92H239ZM13 92V93H12ZM70 92V93H69ZM81 92V93H80ZM88 92V91H87ZM196 92H195V95H196ZM201 92V91H200ZM209 92H211L210 90H209ZM237 92V93H238ZM52 93V94H51ZM141 93V92H140ZM222 93V92H221ZM220 93V94H221ZM233 93H234V96H232V97H234V99L235 98H238V97H240V96H242L241 94H239L238 93V95H235V91H233ZM236 93V94H237ZM263 93V92H262ZM3 94H4V92H3ZM37 94V95H36ZM89 94V93H88ZM87 94V95H88ZM93 94V93H92ZM209 94V93H208ZM223 94L224 93H222V95H221V97H223ZM225 94H228L227 92L225 93ZM230 94H231V91H230ZM243 94V93H242ZM2 95V94H1ZM6 95V94H5ZM76 95H78L77 97H76ZM137 95V94H136ZM213 95V94H212ZM3 96V95H2ZM70 96V97H69ZM93 96H96V95H93ZM105 96H107V95H105ZM198 96V95H197ZM200 96V95H199ZM211 96V95H210ZM227 96V95H226ZM259 96V95H258ZM5 98H6V96H4ZM3 97V98H4ZM15 97H13V99H15ZM41 97H42V95H41ZM42 97V98H43ZM67 97H69V99H71V100H68L67 99ZM87 97V96H86ZM128 97V96H127ZM136 97V96H135ZM202 97H204V96H202ZM206 97H207V95H206ZM217 97V96H216ZM229 97V96H228ZM2 97H0V100L1 101H5L3 98L1 99ZM37 98V99H38ZM88 99H89V97H87ZM139 98V97H138ZM212 98V97H211ZM219 98V97H218ZM264 98V97H263ZM27 99H29V101H31L30 103H31V105H23L24 104V101H26ZM54 99V98H53ZM52 99V100H53ZM121 99V98H120ZM125 99V98H124ZM128 99V98H127ZM204 98H202V100H203ZM224 101L223 100H221V98L218 100H216V99H214V101L213 102H215V107H214V111H225V110H229V109H231V104H232V102H231V100H232V98L230 99V98H227V97H225L224 96ZM233 99V100H234ZM39 100V99H38ZM51 100V101H52ZM80 100V101H79ZM83 101V103H82V101ZM113 100V99H112ZM126 100V99H125ZM129 100V99H128ZM131 100H132V97H131ZM213 100V99H212ZM216 100V101H215ZM8 101H11V100H9L8 99ZM28 101V102H29ZM56 100L54 99V102H55ZM73 101H75L74 103H72ZM80 103H79V102ZM120 101H123V99L122 100H120ZM237 101V102H238ZM40 102V101H39ZM53 101H52V104H55ZM86 102H88V101H86ZM204 102H205V104L202 106V103H201V106H202V108H204V109H206V107L208 108V106L209 107H211L212 106V102H211V100L210 99H204ZM134 103V102H133ZM263 103V102H262ZM234 104L235 103H233V107H234ZM239 104V103H238ZM6 105V104H5ZM48 105H50V104H48ZM56 105V104H55ZM134 105V104H133ZM208 105V106H207ZM236 105V104H235ZM262 105H264V104H262ZM7 106V105H6ZM27 106V107H26ZM45 106V105H44ZM53 106V105H52ZM58 106V105H57ZM135 106V105H134ZM156 106V105H155ZM25 108V110H24V108ZM45 107H48V106H45ZM44 107V108H45ZM51 107V106H50ZM213 107V106H212ZM3 108H4V106H3ZM43 108V109H44ZM55 108V107H54ZM58 108V107H57ZM81 108H82V110H81ZM198 108L200 109V107L198 106ZM237 108V109H238ZM46 109V108H45ZM51 109V108H50ZM56 109V108H55ZM204 109H201V111H203ZM210 109H212V108H210ZM259 109L257 110V111H259ZM6 109L4 108V110H2V108H0V112H1V114H2V117H0V120L1 119H6L7 117H6V114L4 115V111H5ZM39 110H41V109H39ZM52 110H53V108H52ZM153 110H155V109H153ZM240 110V111H241ZM255 110V111H256ZM196 111H198V110H196ZM206 111H208L209 112V110H206ZM205 111V113L206 114H204L203 112V114L202 115H207V113L208 112H206ZM6 112V111H5ZM53 112H55V111H53ZM78 112V113H77ZM260 112H261V110H260ZM259 112V113H260ZM21 113H22V111H21ZM38 113V112H37ZM40 113V112H39ZM52 113V112H51ZM50 113V114H51ZM57 113V112H56ZM196 113V112H195ZM256 113V112H255ZM258 113V112H257ZM19 114V113H18ZM53 114V113H52ZM197 114V113H196ZM195 114V115H196ZM209 114H210V112H209ZM243 114V113H242ZM245 114H246V112H245ZM40 115V114H39ZM131 115V114H130ZM194 115V116H195ZM199 115H200V112H199ZM199 115H197V116H199ZM211 115V114H210ZM209 115V116H210ZM251 115V114H250ZM253 115V114H252ZM28 116V117H27ZM53 116V115H52ZM82 116V115H81ZM85 116V115H84ZM96 116V115H95ZM227 116V115H226ZM225 116V117H226ZM243 116H245V115H243ZM246 116V117H247ZM9 117H10V115H9ZM22 117V116H21ZM20 117V118H21ZM26 117V118H25ZM54 117H55V115H54ZM58 117V116H57ZM59 117L57 118V119H59ZM196 117V116H195ZM200 117V116H199ZM206 117V116H205ZM228 117V116H227ZM250 117V116H249ZM11 118H12V116H11ZM80 118V117H79ZM201 118V117H200ZM199 118V119H200ZM207 118V117H206ZM238 118V117H237ZM42 119V118H41ZM83 118H80L79 120V122H78V125H80L81 127H84L85 125H84V123H83V121H84V119L82 120ZM198 119V120H199ZM45 120V119H44ZM48 121H49V119H47ZM73 120V121H72ZM75 120V121H74ZM87 120V119H86ZM90 119H88L87 120V122L89 121ZM192 120V119H191ZM195 120V119H194ZM193 120V121H194ZM211 120V119H210ZM222 121H218L219 123H220V125H221V127H227V129H225V132H226V130H228L229 129V131L227 132V135L228 136H226V134H225V136L224 135H218V133H217V131H219L218 129H216V133H217V135L218 136H215V137H212V136H214V135H211V132H213V130H214V128L213 129H210V127H209V129L210 130H208L207 132H205L206 130V128L204 129L205 131L203 132V130H202V133L203 134H200V133H198V132H195V134H191V135H194V137H197V139H194L193 141H191V143H189L190 144V146H189V148L188 149H186V151H189V154L190 155H198V154H201L202 152L200 151V150H198L197 148H196V146L198 145V144H200V142L196 145V146H194V145H192L193 143H195V141H196V143L198 142V140L199 139H201L202 137H204L205 139H204V141L205 142H207V140H208V142H211V144L210 145H212V142L213 141H215V142H217V140H222V141H226V140H229V141H234V143L236 142H239L240 143V147H248L249 146V148L248 149H252V151H253V153H254V150H260L261 149V151H262V149H263V147H264V141H262L263 143V145H261V148H260V144L257 142V139L255 140V138L251 135V134H249V133H246L245 134V136H247V138L245 139V136H242L243 134H244V131H246V129H244L245 127H247V126H245L244 128H242L241 126H239L240 124V122H242V121H237L236 120V124L233 122V121H235V120H231V119H221ZM255 120V119H254ZM2 121V120H1ZM11 121H12V119H11ZM14 121V120H13ZM214 121V120H213ZM250 121H252V120H250ZM3 122H5V121H3ZM19 122V121H18ZM18 122H17V124H18ZM22 122V121H21ZM20 122V123H21ZM25 122V121H24ZM192 122V121H191ZM211 122V121H210ZM237 122H239V123H237ZM246 122V121H245ZM254 122V121H253ZM252 122V123H253ZM2 123V122H1ZM19 123V124H20ZM85 123H86V121H85ZM91 123V122H90ZM89 123V124H90ZM197 123V122H196ZM195 123V125L197 126V124ZM215 123V122H214ZM243 123H244V121H243ZM250 123V122H249ZM258 123V122H257ZM18 124V125H19ZM22 124V123H21ZM92 124V123H91ZM246 124H248V123H246ZM254 124V123H253ZM1 125V124H0ZM11 125V124H10ZM23 125V124H22ZM36 125H34V126H36ZM40 125V126H39ZM46 125H47V123H45V128H46ZM105 125V124H104ZM254 125H256V124H254ZM21 126V125H20ZM33 126V127H34ZM107 126V125H106ZM17 127V128H16ZM15 128H16V131H19L20 132V127L19 126H16ZM27 127V126H26ZM44 127H42V128H40V130H42ZM8 128V127H7ZM18 128L20 129V130H18ZM31 128V127H30ZM29 128V129H30ZM37 128V127H36ZM36 128H34V129H36ZM241 128H242V130H241ZM72 129V128H71ZM127 129V128H126ZM164 129V128H163ZM221 129V128H220ZM27 130H28V128H27ZM32 130H33V128H32ZM15 131V130H14ZM29 131V130H28ZM37 131V130H36ZM44 132L46 131V129L45 130H43ZM74 131V130H73ZM73 131H71L68 127L67 128H62L60 131H57V135L59 136V137H61L62 139H70V137H69V135L71 136L72 135V133H73ZM193 131H194V127H193ZM192 131V132H193ZM197 131V130H196ZM223 131V130H222ZM222 131H219L220 133L222 132ZM249 131V130H248ZM7 132H9V131H6L5 132V130H4V128H3V125H1L0 126V155L1 156H7V157H9V158H11L10 160V162H9V164H12L13 165V163H14V165L15 166H10L11 167V169H10V167H9V169L12 171V172H14L13 174L15 175V177H13V178H15V180H16V178H20L21 180H23V192H25L24 193V195H22L21 193H18L17 194V192H15V188L13 187H11V185H9V184H3V185H0V186H6V188L7 189H5V190H2V191H0L1 193H3V195L2 194H0V200H2V199H4V198H1V196H6V197H11L12 195H14L15 197L14 198H18V201H17V203H12V205H9L10 207H14V209L12 208V211H10L11 213V215H13V216H15V217H19V218H21V216H22V214H24L25 212V210H30V212L32 211V209H33V207H36V206H33V204H31V203H33V202H29L30 201V197L33 195V197H34V193L33 194H31L30 193V191L28 190V182L26 181V180H24L23 178H26V177H34V176H36L37 178H38V182H39V184H40V187L42 188H45V189H48L49 187L51 188V186L48 184V185H46L47 183H49V181H51L50 183L52 184V186L53 187H55L56 189L58 188H64V187H68V185H67V181H65V180H67L68 178H69V170L67 171V177L66 178H64L63 176L65 175V172L63 173V171H65V169L63 170V171H60V173H62V175L59 173V172H57L56 171V168H55V166H57V160H56V158H50V161H49V164H50V169H49V164H48V160L47 161H45L44 162V157L43 156H45V158H46V155H43L44 153H46V150H45V147L43 146V143H44V135H43V132H42V135L41 136H39V137H35L36 139H32L33 138V136H30V137H28L27 136V138L25 137V135L24 134H22L25 138H22V137H20L19 135H21V133H15V132H13L11 129H10V132H13V133H11V134H13V135H10V134H8ZM23 132V131H22ZM26 132V131H25ZM30 132V131H29ZM40 132V131H39ZM253 132V131H252ZM36 133V132H35ZM46 133H48V131L46 132ZM80 133V132H79ZM128 133V132H127ZM214 133V132H213ZM30 134V133H29ZM31 134H34V132L32 133L31 132ZM30 134V135H31ZM38 134V133H37ZM36 134V135H37ZM55 134V133H54ZM126 134V133H125ZM157 134H159V133H157ZM215 134V133H214ZM36 135H34V136H36ZM47 135V134H46ZM45 135V136H46ZM117 135V134H116ZM201 135V136H200ZM163 136V135H162ZM32 137V138H31ZM51 138V137H50ZM54 140V139H53ZM77 140V139H76ZM170 140V139H169ZM55 141V140H54ZM36 142V143H35ZM46 142V141H45ZM193 142V143H192ZM56 143V142H55ZM81 143V142H80ZM214 143V142H213ZM76 144V143H75ZM79 144V143H78ZM230 144V143H229ZM22 145H24V147L25 148H23V150H21V153L19 154V153H15V152H17L18 150H20L21 148V146ZM42 145V146H41ZM46 145V144H45ZM51 145V144H50ZM57 146H58V144H56ZM222 145V144H221ZM53 146V145H52ZM54 146H55V144H54ZM53 146V147H54ZM56 146V147H57ZM73 146V145H72ZM82 146V145H81ZM81 146H74L75 147V150L73 151V150H71L70 149V151H71V155H72V157H70L69 158V161L71 162V166H73V165H78V161H77V159L78 158H80L81 157V153H80V150L81 149H79ZM198 146H200V145H198ZM214 146V145H213ZM228 146V145H227ZM227 146H225V147H227ZM231 146V145H230ZM217 147V146H216ZM229 147V146H228ZM210 148V147H209ZM18 149V150H17ZM53 149V148H52ZM54 150V149H53ZM68 150V149H67ZM264 150V149H263ZM57 151V150H56ZM248 151H250V150H248ZM252 151H251V156H249V154L248 155H246V153L244 152V150H243V148H242V150H240V148H237V147H232L231 149H228L227 150V152H230V153H228V154H226L225 155V153H224V156L222 157V158H226V162H231V163H233V164H239L240 163V161L242 160V158L245 156H247V157H250V159L247 161V164H246V173H247V175L245 176V178H246V180L248 179L249 181H250V183H251V179H252V171L251 172H248L250 169H252L253 167H254V165L255 164H257V166H260L261 168H262V170H261V172L259 173V174H261V176L260 177H258L256 180H254V179H252V182L254 183V189L253 190H249V187H247L248 188V190L246 189V185H248V184H250V183H248V181H247V183L248 184H246L245 185V183H244V181H243V178L240 176L239 178H238V180L236 181L234 178V181H233V179L232 178H230V177H233V174H230V173H228V172H225V171H218L217 172V174L215 173V172H208V174L206 173V174H204L205 172H204V170H203V168L202 169H200V168H198V171L199 172H201L200 174H201V179H203V182L202 181H200L202 184H201V186H193V185H191L190 184V186H187V185H185L186 186V188L188 189V192H189V190H191L192 192H191V194H195V193H197V194H199V193H202L203 191H202V189L203 188H206L205 190L207 191H209V192H216L217 194H214V196L212 195L211 197H213V199H218V198H222L223 197V195H220L219 193H220V190L222 191V189L225 187V188H227V189H233V191L235 192V194L237 195V196H234V199H235V203L232 205V208L234 207L235 208V210H231L232 211V214H227L226 215V217L228 218H221V216H223V215H221L220 216V218H218V219H216L215 221H216V223L217 222H219L218 224H216L217 225V227H215L214 228V230H211V233H212V231H214V234H215V232H216V234L217 233H219L220 234V236L222 235V233H221V229L223 228V227H228V232L226 233V234H224V235H227V236H229L230 234H232L233 233V231H236L235 230V226H236V222L238 223V221H239V219H241V215H244L243 213L240 215V212H245V213H247L248 214V216H250V217H252V219L249 221V223L247 224V226L244 228V235L242 234V231H239V230H237L238 231V233H237V235L236 236H234L231 240L229 239V243L230 244H232V243H234L236 246L234 247L233 246V248L231 249V246H230V250H229V252L230 253H232L233 254V261H230V262H235V263H242V264H244L243 262H245V260H246V262L247 263H249V264H264V151H260V153H259V155L260 156H258V155H254V154H252ZM51 152H53V151H51ZM180 152V151H179ZM69 153V152H68ZM185 153V152H184ZM250 153V152H249ZM40 154H42L43 156H41ZM50 154V153H49ZM38 155H40V156H38ZM80 155V156H79ZM203 155V154H202ZM209 155H211V154H209ZM209 155H207V157L209 156ZM48 156V155H47ZM178 156V155H177ZM186 156V155H185ZM188 156V155H187ZM213 156V155H212ZM211 156V157H212ZM7 157H5V158H7ZM48 157H50V156H48ZM47 157V158H48ZM62 157V159L59 161L62 165L63 164H66V162H65V160L63 159V157L65 158V155L63 156H61ZM174 157V156H173ZM176 157V156H175ZM174 157V158H175ZM214 157V156H213ZM212 157V158H213ZM221 157V156H220ZM219 157V158H220ZM246 157V158H247ZM46 158V159H47ZM190 158V157H189ZM201 158V157H200ZM203 158H204V156H203ZM191 159V158H190ZM199 159V158H198ZM208 159H210V157L208 158ZM0 160H2V159H0ZM4 160V159H3ZM180 160V159H179ZM191 160H194V159H191ZM200 160V159H199ZM202 160H204V159H202ZM207 160V159H206ZM223 160V159H222ZM243 160L245 161V159L243 158ZM242 160V161H243ZM7 161H9V159L8 160H6L5 161V163L7 162ZM68 161V162H69ZM214 161V163H215V160H213ZM212 161V162H213ZM28 162H30V163H28ZM179 162V161H178ZM185 162V161H184ZM195 162V161H194ZM201 162V161H200ZM224 162V161H223ZM129 163V162H128ZM192 163V162H191ZM246 163V162H245ZM183 164V163H182ZM210 164V163H209ZM6 165V164H5ZM79 166V165H78ZM242 166V165H241ZM65 167H66V165H65ZM76 167V166H75ZM188 167V166H187ZM200 167V166H199ZM161 168H163V167H161ZM195 168H197V167H195ZM255 168H256V166H255ZM259 168V167H258ZM260 168V169H261ZM220 169V168H219ZM224 169V168H223ZM245 170V169H244ZM9 171V170H8ZM10 171V173H12ZM71 171V170H70ZM209 171V170H208ZM203 172V173H202ZM245 172V171H244ZM257 172H259V171H257ZM55 173H56V175H55ZM77 173V172H76ZM76 173H74L73 174V177L75 178V181L77 182V177L78 176H76ZM160 173V172H159ZM191 173V172H190ZM215 173V174H214ZM245 173V174H246ZM173 174V173H172ZM182 174V173H181ZM90 175V174H89ZM175 175V174H174ZM236 175V174H235ZM239 175V174H238ZM254 175H256L255 173H254ZM257 175H258V173H257ZM0 176H1V174H0ZM158 176V175H157ZM165 176V175H164ZM163 176V177H164ZM57 177H59V180H57L56 181V178ZM61 177L63 178V179H65V180H63V182H62V180H61ZM248 177H251L250 179L248 178ZM4 178H6V177H4ZM83 178V177H82ZM236 178V177H235ZM256 178V177H255ZM88 179V178H87ZM165 179V178H164ZM168 179V178H167ZM197 179V178H196ZM198 179H200V177L198 178ZM79 180V179H78ZM6 181H8L7 179H6ZM160 181V180H159ZM163 181V180H162ZM168 181V180H167ZM15 182H18V181H15ZM21 182V181H20ZM85 182H87V181H85ZM158 182V181H157ZM164 182V181H163ZM174 182V181H173ZM8 183H10V182H8ZM11 183H12V181H11ZM19 183V182H18ZM18 183H17V185H18ZM81 183V182H80ZM167 183V182H166ZM259 183V184H258ZM13 184H14V182H13ZM16 184V183H15ZM74 184V183H73ZM87 184H90L89 183V181H88V183ZM93 184V183H92ZM176 185V184H175ZM174 185V186H175ZM200 185V184H199ZM251 185V184H250ZM13 186V185H12ZM183 186V185H182ZM16 187V186H15ZM20 187V186H19ZM39 187V186H38ZM73 187H74V185H73ZM84 187V186H83ZM94 187V186H93ZM252 188H253V186H251ZM32 188V187H31ZM30 188V189H31ZM168 188V187H167ZM175 188V187H174ZM18 189V188H17ZM51 189H53V188H51ZM55 189V190H56ZM57 189V190H58ZM33 190V189H32ZM34 190H35V188H34ZM33 190V191H34ZM42 190V189H41ZM44 190V189H43ZM54 190V189H53ZM162 190H164L163 189V187L162 186H158V189H157V194H160V196L158 197V198H160L163 194H164V192H166V191H164V192H162ZM186 190V189H185ZM45 191V190H44ZM78 191V190H77ZM205 191V192H206ZM20 192V191H19ZM29 192V193H28ZM53 192V191H52ZM183 192V191H182ZM37 193H39V192H37ZM41 193V192H40ZM48 193V192H47ZM58 193V192H57ZM79 193V192H78ZM186 193H187V191H186ZM185 193V194H186ZM22 196H21V195ZM59 194V193H58ZM65 194V193H64ZM165 194H167V193H165ZM231 194V193H230ZM36 195V194H35ZM71 195V194H70ZM39 196V195H38ZM44 196V195H43ZM43 196H42V198H43ZM49 196H50V194H49ZM61 196H63V195H61ZM80 196V195H79ZM78 196V197H79ZM5 197V198H6ZM45 197V196H44ZM65 197V196H64ZM93 197V196H92ZM193 197V196H192ZM197 197V196H196ZM208 196H205L204 198H206V199H204L206 202L207 201H209L210 199L209 198H207ZM45 198H47V197H45ZM55 198V197H54ZM73 198V197H72ZM187 198V197H186ZM38 199V198H37ZM41 199V198H40ZM56 199V198H55ZM63 199V198H62ZM71 199V198H70ZM160 199H165V197H161ZM34 200V199H33ZM32 200V201H33ZM47 200H49V199H47ZM56 200H59L58 198L56 199ZM64 200V199H63ZM74 200V199H73ZM157 200H159V199H157ZM162 200V201H163ZM202 200V199H201ZM203 200V201H204ZM232 200H233V198H232ZM13 201V200H12ZM39 201V200H38ZM41 201V200H40ZM55 201V200H54ZM65 201V200H64ZM72 201V200H71ZM160 201V200H159ZM16 202V201H15ZM29 202V203H28ZM56 203H57V201H55ZM59 202V201H58ZM69 202V201H68ZM67 202V203H68ZM164 202V201H163ZM202 202V201H201ZM205 202V203H206ZM227 202V201H226ZM234 202V201H233ZM26 203V204H25ZM38 203V202H37ZM36 203V204H37ZM42 203H44V202H42ZM42 203H38V204H42ZM50 203V202H49ZM158 203V202H157ZM160 203V202H159ZM216 204V202H213V205H215ZM30 204V205H29ZM35 204V203H34ZM35 204V205H36ZM38 204H37V206H38ZM55 204V203H54ZM63 204V203H62ZM81 204H82V201H81ZM89 204V203H88ZM32 205V206H31ZM43 205V204H42ZM45 205H47V204H45ZM1 206L2 205H0V208H1ZM49 206H50V204H49ZM57 206V205H56ZM61 206V205H60ZM65 206V205H64ZM175 205H172L170 208H173ZM197 206V205H196ZM200 206V205H199ZM252 207V209L250 210V212L248 213V211L246 212V210L248 209V208H251ZM30 207V208H29ZM41 207V206H40ZM62 207V206H61ZM67 207V206H66ZM70 207V206H69ZM75 207H78V206H75ZM81 207V206H80ZM166 206L164 205V207H162V206H157V212L159 211V210H161L162 208H165ZM32 208V209H31ZM38 208V207H37ZM46 208V207H45ZM53 208V207H52ZM65 208V207H64ZM63 208V209H64ZM71 208V207H70ZM11 208H9V210H10ZM35 209V208H34ZM33 209V210H34ZM42 209H43V206H42ZM41 209V210H42ZM66 209V208H65ZM69 209V208H68ZM82 209V208H81ZM237 209V210H236ZM40 209H38V211H39ZM44 210V212H45V209H43ZM43 210H42V212H43ZM50 210V209H49ZM51 210H55V208H53V209H51ZM50 210V211H51ZM59 210H61V209H59ZM67 210V209H66ZM72 210H73V208H72ZM75 210V209H74ZM212 210V207H210L209 208V204H207L206 203V205H204V207H203V211L206 213V214H208V211L209 212H212L211 211ZM36 211V210H35ZM35 211H32V212H35ZM49 211V212H50ZM68 211V210H67ZM77 211V210H76ZM83 211V210H82ZM194 211H196V209H194ZM230 211V212H231ZM9 212V211H8ZM22 212V213H21ZM29 212V211H28ZM29 212V213H30ZM32 212H31V214H32ZM40 212V214L42 213L41 211H39ZM44 212L42 213V214H44ZM48 212V213H49ZM55 212V211H54ZM26 213H27V211H26ZM26 213L24 214V215H26ZM76 213V212H75ZM86 213V212H85ZM201 213H203V212H201ZM235 213H236V215H235ZM46 214V213H45ZM44 214V215H45ZM53 214H55V213H53ZM58 214H60V213H58ZM77 214V213H76ZM204 214V213H203ZM1 215V214H0ZM23 215V216H24ZM28 215V214H27ZM39 215V214H38ZM37 215V216H38ZM57 215V214H56ZM61 215V214H60ZM166 215V214H165ZM35 216V215H34ZM33 216V217H34ZM42 216V215H41ZM41 216H40V218H41ZM80 216V215H79ZM193 216V215H192ZM201 216V215H200ZM15 217H13V218H15ZM32 217V218H33ZM39 217V216H38ZM38 217H35V218H38ZM44 217V216H43ZM26 218V216L23 218V219H25ZM27 218H28V216H27ZM190 218V217H189ZM192 218V220H193V217H191ZM235 218V219H234ZM246 218V216L244 215L243 217H242V220L243 219H245ZM12 219V218H11ZM47 219V218H46ZM95 219V218H94ZM13 220H15V219H13ZM28 220H31V219H28ZM75 220V219H74ZM190 220V219H189ZM197 220H198V218H197ZM218 220V221H217ZM27 220H25L24 221V224H25V222H26ZM46 221V220H45ZM66 221V220H65ZM71 221V220H70ZM90 221V220H89ZM163 221V220H162ZM191 221V220H190ZM214 221V222H215ZM241 221V220H240ZM15 222V221H14ZM28 222V221H27ZM27 222H26V224H27ZM71 222H73V221H71ZM70 222V223H71ZM193 222V221H192ZM214 222H212V223H214ZM67 223V222H66ZM77 223V222H76ZM82 223V222H81ZM80 223V224H81ZM87 223L89 224V222L87 221ZM93 223V222H92ZM190 223V222H189ZM199 223V222H198ZM10 224V223H9ZM13 224V223H12ZM20 224V222H18V224L17 225H19ZM37 224H41V223H39V222H36V225ZM58 224V223H57ZM60 224V223H59ZM83 224V223H82ZM206 224V223H205ZM239 224H240V222H239ZM17 225H13V226H16L17 227ZM67 225V224H66ZM71 225V224H70ZM84 225V224H83ZM86 225V224H85ZM158 225V224H157ZM214 225H215V223H214ZM215 225V226H216ZM241 225V224H240ZM239 225V226H240ZM19 226H21V225H19ZM18 226V227H19ZM38 226V225H37ZM80 226H82V225H80ZM197 226V225H196ZM211 226H212V224H211ZM92 227V226H91ZM190 227V226H189ZM213 227V226H212ZM212 227H211V229H212ZM2 228V227H1ZM14 228V227H13ZM72 228V227H71ZM86 228H88V226L86 227ZM191 228V227H190ZM238 228V227H237ZM240 228V227H239ZM17 229V228H16ZM20 229H21V227H20ZM58 229V228H57ZM68 229V228H67ZM76 229V228H75ZM91 228H89V230H90ZM209 229V228H208ZM241 229V228H240ZM4 230V229H3ZM18 230V229H17ZM63 230V229H62ZM66 230V229H65ZM89 230H87V231H89ZM243 230V229H242ZM24 231H26V230H24ZM24 231H22V233L24 232ZM64 231V230H63ZM245 231H247L248 232V234H249V232L251 233V235L249 234V236L247 235V233L245 232ZM13 232H14V229H13ZM16 232V231H15ZM14 232V233H15ZM19 232V231H18ZM17 232V233H18ZM67 232V231H66ZM90 232H91V230H90ZM72 234H71V236H74L75 238H77L78 236H81V234L80 235H78L77 236V234L76 233H78V232H76L75 230L73 231V232H71ZM186 233V232H185ZM16 234V233H15ZM26 233L24 232V234L23 235H25ZM64 234H66V233H64ZM208 234V233H207ZM210 234V233H209ZM235 234V233H234ZM6 235V234H5ZM8 236L10 235V234H7ZM39 235V234H38ZM47 235H48V233H47ZM90 235V234H89ZM185 236H186V234H184ZM189 236L191 235V234H188ZM205 235V234H204ZM243 235V236H242ZM3 236H4V234H3ZM11 236H12V234H11ZM17 236H19V235H17ZM17 236H16V239H17ZM30 236V235H29ZM32 234H31V238H32ZM58 236V235H57ZM92 236V235H91ZM142 236V235H141ZM165 236V235H164ZM182 236H183V234H182ZM192 236V235H191ZM194 236V235H193ZM15 237V236H14ZM20 237V236H19ZM62 237V236H61ZM61 237H59V238H61ZM63 237H64V235H63ZM177 237H179V238H183V237H180L179 235L177 236ZM176 237V238H177ZM188 237V236H187ZM217 237H218V235H217ZM216 237V238H217ZM225 237V236H224ZM8 237L6 236V239L5 240H3V242H0V246H4V245H6V246H8L9 244H8V242L9 241H11V238H13V237H10V238H8ZM58 238V237H57ZM56 238V239H57ZM84 238H86V236L84 237ZM84 238H82V240L84 239ZM228 238V237H227ZM242 238H244V240H242ZM16 239H14V240H16ZM19 239V238H18ZM29 239V238H28ZM80 239H81V237L79 238V240H78V242H76V243H79V241H80ZM142 239V238H141ZM169 239H171L170 237H169ZM184 239V238H183ZM188 239H190L191 240V237H189ZM202 239V238H201ZM204 239V238H203ZM20 240H22V238H20ZM29 240H31V239H29ZM63 240H66L65 239V237H64V239ZM63 240L61 241V242H63ZM70 240V239H69ZM68 240V241H69ZM180 240V239H179ZM189 240V241H190ZM221 240V239H220ZM17 241V240H16ZM24 241V240H23ZM28 241V240H27ZM32 241H34V239L32 240ZM31 241V242H32ZM59 240H57V242H58ZM77 241V240H76ZM162 241V240H161ZM165 241H167V240H165ZM169 241H171V240H169ZM202 241V240H201ZM211 241V240H210ZM216 241V240H215ZM22 242V241H21ZM30 242V243H31ZM36 243H37V239H36V241H35ZM60 242V243H61ZM66 242H67V240H66ZM72 242H75V241H71V243ZM88 242V241H87ZM164 242V241H163ZM20 243V242H19ZM23 243V242H22ZM30 243H28V244H30ZM34 243V242H33ZM69 243V242H68ZM82 243V242H81ZM216 243V242H215ZM225 243V242H224ZM32 244V243H31ZM30 244V245H31ZM58 244V243H57ZM74 244V243H73ZM90 244V243H89ZM212 244V243H211ZM228 244V243H227ZM34 246H35V244H33ZM38 244H36V246H37ZM56 245V244H55ZM61 245V244H60ZM66 245H67V243H66ZM71 245V247L73 246L72 244H70ZM82 245V244H81ZM84 245V244H83ZM169 245H170V243H169ZM169 245H168V248H169ZM68 246V245H67ZM171 246V245H170ZM11 247H12V245H11ZM70 247V246H69ZM70 247V248H71ZM80 247L81 246H79V249H80ZM184 247V246H183ZM218 247H220V246H218ZM223 247H225V246H223ZM6 247L4 246V249H5ZM74 248V247H73ZM163 248V247H162ZM165 248H166V244H165ZM221 248V247H220ZM3 249V248H2ZM7 249V248H6ZM37 249V248H36ZM45 249V248H44ZM66 249V248H65ZM77 248H75V250H76ZM222 249V248H221ZM220 249V250H221ZM33 250V249H32ZM67 250V249H66ZM69 250H71V249H69ZM170 250V249H169ZM168 250V251H169ZM183 249H181L180 251H182ZM5 251V250H4ZM4 251H2V253L4 252ZM8 251V250H7ZM42 252L43 250H38V252ZM60 251H61V249H60ZM72 251H73V249H72ZM80 251H81V249H80ZM79 251V252H80ZM159 251V250H158ZM162 251V250H161ZM179 251V252H180ZM217 251H219V250H217ZM15 252H17V251H14V253ZM63 251H61V253L59 252L58 254H59V257H61L62 255H63V253H62ZM89 252H90V250H89ZM162 252H164L165 253V251H162ZM214 252V251H213ZM226 252V251H225ZM224 252V253H225ZM1 253V252H0ZM44 253H46V251L44 250ZM57 253V252H56ZM56 253H54V254H56ZM67 253H68V251H67ZM76 253H77V250H76ZM87 253H88V251H87ZM251 253H253L254 254V256L252 257V258H250L251 256H250V254ZM37 254V253H36ZM42 254V253H41ZM62 254V255H61ZM71 254V253H70ZM73 254V253H72ZM75 254V253H74ZM79 254V253H78ZM77 254V255H78ZM89 254V253H88ZM231 254V255H232ZM14 255V254H13ZM61 255V256H60ZM80 255V254H79ZM92 255V254H91ZM8 256H9V254H8ZM17 256H18V254H17ZM44 256V255H43ZM42 256V257H43ZM48 256H49V254H48ZM65 256V255H64ZM75 256V255H74ZM73 256V257H74ZM189 256V255H188ZM215 256V255H214ZM217 256V255H216ZM226 256V255H225ZM7 257V256H6ZM25 257V256H24ZM46 257V256H45ZM168 258L167 259H169V256H167ZM222 257V256H221ZM223 257H224V255H223ZM222 257V258H223ZM227 257H229V255L227 256ZM235 257V258H234ZM11 258V257H10ZM9 258V259H10ZM13 258H14V256H13ZM12 258V259H13ZM22 258V257H21ZM31 257H28V259H30ZM36 258H37V256H36ZM35 258V259H36ZM62 258V257H61ZM76 258V257H75ZM113 258V257H112ZM23 259V258H22ZM27 259V260H28ZM38 259V258H37ZM159 259V258H158ZM171 259V258H170ZM186 259V258H185ZM188 259V258H187ZM14 260V259H13ZM21 260V259H20ZM24 260V259H23ZM50 260H53V259H50ZM62 260V259H61ZM229 260V259H228ZM10 261H11V259H10ZM89 261V260H88ZM176 261V260H175ZM182 261V260H181ZM223 261H224V259H223ZM227 261V260H226ZM249 261V262H248ZM13 262V261H12ZM12 262H10V263H12ZM168 262L170 263V260H168ZM214 262V261H213ZM219 262H220V260H219ZM3 263V262H2ZM5 263H9L8 261H5ZM14 263V262H13ZM20 263V262H19ZM61 263H62V261H61ZM168 263V264H169ZM221 263V262H220ZM233 263H231V264H233ZM15 264V263H14ZM29 264V263H28ZM76 264V263H75ZM105 264V263H104ZM108 264V263H107ZM167 264V263H166ZM174 264V263H173ZM180 264H181V262H180ZM186 264V263H185ZM190 264V263H189ZM219 264V263H218ZM222 264V263H221Z\"/></svg>",
	"mask_w": 264,
	"mask_h": 264
},
{
	"label": "water",
	"instance_id": "95a60500",
	"mask_svg": "<svg viewBox=\"0 0 264 264\" xmlns=\"http://www.w3.org/2000/svg\"><path fill=\"white\" fill-rule=\"evenodd\" d=\"M200 2H201V5L204 8L209 7L210 6V3H211L210 0H201ZM165 15L169 19H171L173 17V13L170 11V9L165 10ZM73 22H75L74 19H73ZM164 38H165V45H170V44H173L174 43L175 38L172 37L171 35L165 34L164 35ZM0 117H2L1 112H0ZM5 189H7L6 186H0V191L5 190ZM227 232H228V227H223L221 229V233L222 234H226Z\"/></svg>",
	"mask_w": 264,
	"mask_h": 264
}]
</instances>
